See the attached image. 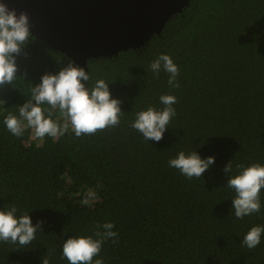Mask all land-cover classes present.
<instances>
[{"label": "trees", "instance_id": "trees-1", "mask_svg": "<svg viewBox=\"0 0 264 264\" xmlns=\"http://www.w3.org/2000/svg\"><path fill=\"white\" fill-rule=\"evenodd\" d=\"M161 54L177 65L179 88L150 69ZM69 61L80 67L35 37L16 57L17 77L0 87V211L15 206L33 226L44 222L26 247L0 242V264H69L64 241L95 239L106 222L118 242L94 258L104 264H264V234L254 249L242 244L264 227V189L260 212L238 219L224 172L230 161L233 176L237 165L264 166V0H191L143 47L89 59L86 86L103 79L122 102L117 127L80 138L70 128L43 141L31 129L8 132L5 117L19 118L41 77ZM162 95L176 97V115L161 141H145L130 125L140 111L162 110ZM52 119L64 122L56 110ZM193 151L215 163L189 180L168 162ZM89 190L97 198L82 205Z\"/></svg>", "mask_w": 264, "mask_h": 264}, {"label": "clouds", "instance_id": "clouds-1", "mask_svg": "<svg viewBox=\"0 0 264 264\" xmlns=\"http://www.w3.org/2000/svg\"><path fill=\"white\" fill-rule=\"evenodd\" d=\"M33 37L30 32L29 18L24 12L17 15L15 9H9L6 3H0V87L11 85L17 77L16 57L21 54ZM150 69L159 74L161 70L168 74V84L179 88L177 82L179 69L167 54H161L151 62ZM91 76L83 68L69 61L58 74H45L41 83L31 90V98L19 107V118L9 114L4 119L8 132L19 138L31 129L33 138L43 141L45 137L57 139L64 136L71 128L75 137L94 135L109 127H117L120 123L122 103L112 99L109 87L103 79H97L89 88L84 82H90ZM162 110L149 107L146 111L136 114L131 128L143 135L145 141L159 142L168 125L176 115L174 104L177 99L173 95H162ZM41 105H48L47 117ZM53 110L59 112L63 123L53 120ZM169 167L179 170L187 179L201 178L215 163L214 157L202 159L195 151L186 155L180 152L176 158L169 160ZM239 174L232 175L231 161L225 166L224 172L230 174L226 187L235 193L232 209L236 218L258 213L261 210L260 192L264 189V166L253 164L248 167L237 165ZM102 185H97L101 188ZM96 193L89 190L81 200L82 205L96 199ZM17 208L12 206L7 211H0V242L26 247L35 239L38 229L42 231L43 221L33 226L29 214L16 216ZM232 213V214H233ZM113 223L97 224L94 236L72 237L62 245L61 259L69 264H104L99 256L103 244L112 240L117 243L118 233L113 231ZM264 227H252L243 237L242 244L254 249L261 243ZM42 264H49L47 259Z\"/></svg>", "mask_w": 264, "mask_h": 264}, {"label": "water", "instance_id": "water-1", "mask_svg": "<svg viewBox=\"0 0 264 264\" xmlns=\"http://www.w3.org/2000/svg\"><path fill=\"white\" fill-rule=\"evenodd\" d=\"M191 0H0L28 15L30 32L82 67L139 49Z\"/></svg>", "mask_w": 264, "mask_h": 264}]
</instances>
